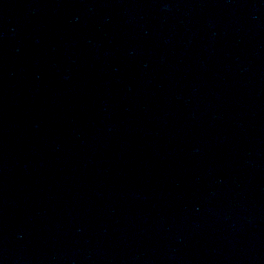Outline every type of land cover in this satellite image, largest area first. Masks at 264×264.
<instances>
[{
	"label": "water",
	"instance_id": "obj_1",
	"mask_svg": "<svg viewBox=\"0 0 264 264\" xmlns=\"http://www.w3.org/2000/svg\"><path fill=\"white\" fill-rule=\"evenodd\" d=\"M0 264H264V161L168 0H0Z\"/></svg>",
	"mask_w": 264,
	"mask_h": 264
}]
</instances>
